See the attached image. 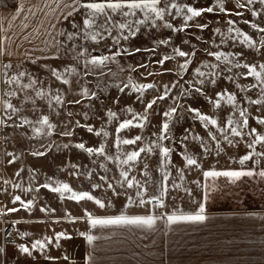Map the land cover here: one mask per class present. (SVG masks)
Returning a JSON list of instances; mask_svg holds the SVG:
<instances>
[{"label": "snow or ice", "instance_id": "obj_1", "mask_svg": "<svg viewBox=\"0 0 264 264\" xmlns=\"http://www.w3.org/2000/svg\"><path fill=\"white\" fill-rule=\"evenodd\" d=\"M59 2V0H58ZM196 0H194L193 4L188 3H178L177 0H72L71 4H65L64 7L70 9L63 18L67 19L68 17H72L74 13L79 14L81 16V22H73L72 28L75 31L68 32L67 34L61 32L60 35H66L67 41H73L74 38L80 37L82 40H90L94 43H99L101 40L111 39L112 46L109 48L110 54H101L99 56H91L90 58L85 59V67L92 66V68H97L101 66H106L108 62H116L117 57L121 56H134L137 53H149L151 56H160V53L157 51V48L160 45H171V37L169 38H155L153 37L152 43L154 46L141 48L139 46H131V44H123L122 42H130L134 40L138 34H142L143 32H147L151 34L152 30L165 28L169 29L172 33L184 32L188 28H197L201 32L205 29L209 28L208 23H201L198 21V18H202L205 13H214L217 9L219 13H223L226 15L234 14L236 16H243V11L239 9L247 10L250 12L252 17H256L262 15L261 12L256 10L255 8H250L249 6L257 3V0H236V11L233 13L232 10L228 9L225 4V0H215V6H206V7H196ZM260 6H264V0H258ZM23 4L19 5L16 8V14L12 17L15 19L16 16L20 15L23 11ZM174 12V14H173ZM166 16H171L172 20H175L177 17H182V25L180 27L175 26L170 20L166 19ZM193 22V23H189ZM233 20L228 19L226 24L228 27L227 34H224L229 39H239L242 45H246L248 49H253L256 53L264 55V36L260 39V46L257 47L256 42L252 39L248 34L240 31L239 29H234L231 27L233 25ZM245 24H248L249 21L245 20ZM27 27V25H24ZM251 29L255 30L258 33L264 34V27H261L257 23L250 24ZM216 33L220 32L219 28L214 29ZM113 32L116 35H113ZM235 32V36H231L229 34ZM182 39V43L184 45H189L190 41L187 39ZM197 41H201L202 37L197 35L195 37ZM223 42V40H222ZM77 45L73 44L72 48L75 49ZM113 49H115L113 51ZM197 49L196 45L192 44L188 50H183L180 46L172 45L171 53L165 54L159 59H155L151 61V63H155L159 65L161 71L159 73H155L153 71H148L147 76L153 75H163L165 73H173L178 77V79L171 81L170 86L164 85L163 92L159 95L154 96L153 98L146 99L145 92L146 90L153 89L155 85L153 83H140L137 80L133 79L132 75H129L126 82H122L120 84H115L114 86L118 89L119 92L123 93L125 89H131L133 92L137 93L136 99L139 100L143 104V110L141 112H134L132 107H126L121 109V111H125L127 113L132 114V119H124L122 122L118 124L115 128V132L117 133L116 138V146L119 148L120 145H135L138 141H142L143 137L140 135H136L130 139H122L119 136L124 129L129 128H140L143 129L147 123L150 122V110L153 109L154 105H157L160 101H166L171 99L173 104L170 105L166 110L162 112L163 120L157 126L159 131L152 133L153 136L156 137L154 141H150L149 144L145 147H140L139 150L128 151L124 154V159L119 160L118 162L123 165H129L130 163L137 162L141 153H152L155 150H158L160 157V167L166 168L169 164H171V155L174 152V149L164 145L162 142L165 140L173 141L175 137L172 135V125L175 123L173 121V117L178 113V110L181 112H186L190 115L193 121H197L200 125L206 130V135L215 142V153L217 156L221 154V152L225 151V148L222 146V141L226 143L230 147H237L240 143V140L236 138H244L245 136L250 138V141L246 142V146L251 151L247 152L245 155L240 156L236 161L241 166L245 165L246 162L252 160L253 157H262L264 158V152L256 151L255 145L261 144L264 145V134L258 132L256 127H252L249 123L250 118L255 120L256 124L264 125V99H251L250 97H245V102L260 106L257 110L262 112L261 116H251L249 109L247 107H240V103L237 100V96L235 93H229L226 90L216 91L214 92L215 99H213L208 94V89L206 87V82L210 84H217V79L221 73L217 71L219 65L215 63H201V66L206 69H210V71H202L201 67H196L193 69L191 73L190 79H184V74L188 72L189 65L193 63L194 58L196 57ZM206 54L210 57H214L216 61H222L225 65H231V67H226L227 71H231L233 68L239 69L244 68L247 69L246 73H236L238 76L243 77H254L255 80L260 84L262 93H264V63L259 64V71L257 70V66L249 63H242L239 59L244 56L243 52H239L235 54V58L230 60L229 57H233V53L229 52L225 54L222 51H210L207 48L204 49ZM4 53V49L0 47V54ZM10 55V53H9ZM86 49L77 52V56H85ZM56 58V57H53ZM176 58H184L183 62H177V68L175 70L171 68H166L165 64L168 61L175 60ZM37 59H40L38 57ZM32 63H36V61H32ZM148 63L140 62L135 65H128L129 73H135L138 69H147ZM4 69H9L12 67L11 64H5ZM124 69L122 68L121 71ZM64 73L68 75H72L76 73L75 67H66L64 69ZM64 73H61L58 69L52 68L50 69V74L55 78L56 81H59L64 85H71L72 81H70ZM87 74H91L90 72H86ZM103 74V73H101ZM4 75L7 76V72H4ZM141 75H145L141 73ZM28 76L29 83L20 84V78ZM231 79V77H228ZM181 80L183 81L181 83ZM7 84H12L15 82L18 87L21 89L32 88L34 85L38 83L36 79H33L30 74L20 71L18 74L11 76L5 81ZM237 88H240L241 91H248L247 88H243L241 85L237 84ZM99 87V86H98ZM252 88L256 87V84L251 85ZM175 88H179V95H170L172 90ZM71 89L69 88V92ZM6 96H15V91L5 92ZM36 97L44 98L47 96L46 92L43 90H37L35 92ZM68 95V92H60L58 90V94L52 97H47L48 99V108L52 113H55L59 116L61 113L57 111V108L53 106V100L55 105H64L65 103L69 105H80L82 100L87 98L91 100L92 98L97 97V92L92 91L89 92L87 88H82L79 93L76 94V97L73 99H69L65 101V96ZM192 97V101L189 103H181V99L184 97ZM78 97V98H77ZM200 97H203L206 101H208L213 108H220L221 101H224L227 105L231 106V112L222 117V119L218 122V119L214 114L205 113L199 107L193 106L194 104H198L200 101ZM25 99H30L29 97H25ZM33 103L35 101L33 100ZM120 100L117 97L113 100V104H119ZM3 107L5 111L11 110L12 114H16L19 109L13 106L7 100L3 101ZM66 115L68 117H72L74 115L73 112H67ZM107 122L110 123L112 120L117 117V112L108 108L106 113ZM85 118H87L88 113H84ZM7 119L11 120L12 115H9ZM103 120V117H101ZM135 121V123H134ZM4 120H0V124H4ZM40 125V127L33 128V131L42 136L51 137L53 135L54 130L57 128V124L53 123L50 120L49 115H42L38 121H36ZM33 124V121L28 120L27 118H22V123L15 125L16 127H22L23 125ZM72 128H84L90 134H94L96 136H107L108 133L102 129L95 130L93 126L87 123H81L79 120H76L74 123H71V127H69L68 123L63 124L62 130L60 132L61 136L72 137L74 132L71 130ZM215 129L217 133L220 134V137L211 130ZM200 141L199 147L203 150L204 154L209 152L208 147L203 143V139L200 135L194 134L191 132L190 128L184 129V135L180 139V143L185 146V150L180 153L183 166L185 168H195L201 169V164L198 162L197 158L190 154L187 151V141ZM44 148L43 151H34L31 153L33 156L43 157L49 151L59 148L70 149L75 148L81 150L89 156L93 154L105 156V159L111 160V156L105 155V147L104 144H101L99 147H90L86 146L83 142L78 143H64L63 145H57L54 141H49L46 145H42ZM11 156L12 154L9 153ZM233 159V158H230ZM13 160H9L8 163H13ZM254 164H259L260 160H254ZM73 167H76L73 165ZM104 167V165H101ZM147 167V165H145ZM107 170V169H105ZM181 172V179H183L182 170L178 169ZM120 177L124 178L122 181H117L121 187L126 183L128 188L133 187V180L128 179V171L121 170ZM201 174L205 180L209 178H220L224 177L231 184H235L237 181H241L243 178H248L249 180L259 179L262 183H264V168L259 170H253L251 168H243L240 169H227V170H216V169H201ZM19 175V172L16 173ZM75 175V173H73ZM104 179V177H101ZM169 180V174H163L162 180V189L161 196L166 195L168 192L167 181ZM50 182H46L41 185L42 188L49 189L51 192L60 193L61 197L65 192L71 193L69 197L72 200L77 202L79 201H93L96 206L103 209L106 206L111 207V201L105 204V202L91 195L88 191H73V189L69 186L68 183H62L60 181H52L49 178ZM5 184L8 183L7 180L4 181ZM56 184L57 186L53 187L52 184ZM193 183H197L198 181H193ZM108 188L113 189V195L119 196L120 192L115 191L113 185L109 183ZM15 187L19 188L20 185L17 184ZM97 187V185H93V188ZM173 187H178L173 184ZM203 188L205 189L203 194V200L206 201L208 199V185L204 184ZM38 190V189H37ZM146 189H142L138 191L136 195L140 197L138 203L143 206L146 203L152 202L155 200L158 207H164L163 201L153 196L151 200L146 201L143 199V195ZM188 194L191 195V191L187 190ZM19 202L24 208H29L32 205V201L29 200L25 203L21 200L20 196H15L13 198V203ZM133 203L132 197L129 196L127 198V203L124 205L125 208H128ZM41 212H45L46 209L41 208ZM9 212L18 211L17 208L13 207L8 209ZM179 210L173 211L170 214H167L164 219H166V223L171 225L176 222H203L207 219L205 213V204L203 202L199 203L198 209L194 214H178ZM84 219H86V223L88 225V231H81L78 233L80 237H82L87 244L92 245L94 241L99 239L96 235L91 233L92 229L97 227H107V226H136L142 228L151 229L158 219L162 217L154 216V215H136L129 216L126 215L123 211H121L118 215H111L106 217L94 216L89 213L87 210L84 212ZM80 219V218H75ZM28 232H21V238L28 236ZM67 239L70 240L72 237L65 232H57L55 233V247H60V240ZM47 244H52L53 241L51 238L45 237ZM8 244H12L14 248V255H19L23 257H32L35 259L33 255L34 252H39L40 254H44L46 251V244L44 241L37 239L31 244V248L26 246L24 243H14L12 241H6ZM91 257H87L85 260V264ZM45 259H54L51 256H45ZM65 260L68 259L67 256L64 257ZM8 262V249L5 246H0V264H7Z\"/></svg>", "mask_w": 264, "mask_h": 264}, {"label": "rangeland", "instance_id": "obj_2", "mask_svg": "<svg viewBox=\"0 0 264 264\" xmlns=\"http://www.w3.org/2000/svg\"><path fill=\"white\" fill-rule=\"evenodd\" d=\"M113 35L116 33L113 32ZM84 42L83 50L86 49V55L77 56L75 54L73 57L75 61L69 62L68 66H62L60 70L61 73H64L66 67L76 68L75 74L64 73L66 78L72 81L71 85H64L55 80V91L56 94H58V90L68 92L64 98L65 101L76 97L82 88H87L89 92H97V97L91 100L85 98L80 105L67 103L55 105L57 111L61 113L59 116L52 113L50 109H38L39 107L36 106L31 109H20L16 114H12L10 109L5 111L3 107V101L6 100L3 98L5 89L0 82V120L5 121L4 124H0V246L8 247L9 244L6 241L15 243L17 238L22 239L20 233L23 224L21 223L25 219L39 216H55L56 214L67 216L71 213L84 216L85 210L94 216L118 215L121 211L129 216L149 215V203L143 206L139 205L140 197L136 195L138 191L146 189L143 199L149 201L147 153H141L137 162L129 165L120 164L117 159H124V154L128 151L139 150L140 147L147 146V126L143 129H124L119 133L122 139H130L136 135L142 136V141H138L137 144L120 145L117 148L115 143L117 138L115 128L122 120L132 119L131 113L121 111V109L132 107L134 112H141L143 104L136 99L138 94L131 89H125L121 93L114 85L126 82L129 75H132L133 79L138 82L145 83V75H141V73L145 74V69H138L135 73L128 71V65L144 62V53H137L131 57H117L115 63L108 62L106 66L85 67L86 58L93 55L110 54L109 48L112 46V41L105 39L99 43L90 40ZM122 43L126 45L130 43L133 47L144 48V35L143 33L138 34L134 40ZM122 68L123 71H121ZM86 72L91 74L86 75ZM117 97H119L120 103L113 104V100ZM108 108L117 112V117L110 123L107 122L105 115ZM69 111L74 113L72 117L66 115ZM85 112L88 113L87 118L84 116ZM9 115H12L11 120L7 119ZM42 115H49L50 120L58 125L51 137L38 135L33 131L34 127H40L36 121ZM22 118L33 121V124L16 127L15 125L22 123ZM76 120L82 124L87 123L93 126L95 130L103 128L108 135L106 137L103 134L96 136L88 133L84 128H72L71 130L74 132L72 137L61 136L63 124L68 123L71 127V123ZM49 141H54L57 145L83 142L90 147H99L104 144L105 155L111 156L112 159L108 160L105 159V156L96 154L89 156L81 150L63 149L62 147L54 148L43 157L31 155L34 151H43L42 145H46ZM9 153L12 155L10 156ZM9 160L14 162L9 164ZM121 170L128 171L127 178L133 180L132 188H128L126 183L123 187L117 183L124 179L120 177ZM17 172L19 175H16ZM49 178L52 181L68 183L73 191H88L94 197L105 202L106 205L111 201L112 206L101 209L93 201L77 202L69 198L71 193L68 192H65L61 197L60 193H54L41 187L42 184L50 182ZM5 180L8 181L7 184L4 183ZM109 183L121 195H113V189L107 186ZM17 184L20 185L19 188L15 187ZM93 185H97V187L93 188ZM52 186L57 185L53 183ZM15 196H20L25 203L29 200L33 203L26 209L19 202L13 203ZM129 196L132 197L133 203L125 208L124 205ZM56 203L61 204V207H55ZM13 207L18 211L9 212L8 209ZM41 208L46 211L41 212ZM12 213H16L22 218L14 221ZM103 228H108L109 247L99 249L95 257L92 256L90 264H151L150 229L136 226H107ZM141 245H143L142 248Z\"/></svg>", "mask_w": 264, "mask_h": 264}, {"label": "crops", "instance_id": "obj_3", "mask_svg": "<svg viewBox=\"0 0 264 264\" xmlns=\"http://www.w3.org/2000/svg\"><path fill=\"white\" fill-rule=\"evenodd\" d=\"M72 0H0V47L4 53L0 54V82H2L5 92L15 91V96L3 95L7 101L17 109H31L36 106L38 109H49L47 97L56 95L55 78L51 76L50 69L56 68L59 71L62 66H68L69 62L75 61L73 58L77 52L85 47V40L79 36L73 41H67L66 35L59 33L75 31L72 23L81 22V16L74 13L72 17L63 18L70 10L64 7L71 4ZM23 4V11L15 19L16 8ZM27 25V27H24ZM75 44L77 47L72 48ZM10 53V55H9ZM40 57V59H37ZM56 57V58H53ZM36 63H32V61ZM5 64L12 67L4 69ZM7 72V76L4 72ZM24 71L36 79L38 83L32 88L21 89L15 82L7 84L5 81L13 75ZM29 83L28 76L20 78V84ZM43 90L47 96L44 98L36 97L35 92ZM29 97L30 99H25ZM33 100L35 103H33ZM53 106L55 102L53 100ZM11 111V110H10ZM55 197V196H54ZM61 207L56 203L55 207ZM13 220H20L22 217L16 213ZM102 215V214H101ZM99 217H106L107 215ZM82 215L71 213L55 216H39L25 219L21 225V232H28L29 235L18 239L15 243H24L31 248V244L40 239L46 244V251L40 254L34 252L32 257L14 255V248L9 244L7 264H85L87 257L97 254L99 249L108 248V228L97 227L91 233L99 237L92 245L78 235L81 231H88L86 219ZM80 218V219H75ZM65 232L72 239H61L60 247H55V233ZM45 237L51 238L53 243L47 244ZM143 245H141V248ZM51 256L54 259H45ZM68 259L65 260L64 257ZM91 258L87 261L90 264Z\"/></svg>", "mask_w": 264, "mask_h": 264}]
</instances>
